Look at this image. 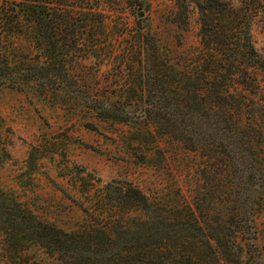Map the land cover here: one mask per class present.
Listing matches in <instances>:
<instances>
[{
    "label": "trees",
    "instance_id": "obj_1",
    "mask_svg": "<svg viewBox=\"0 0 264 264\" xmlns=\"http://www.w3.org/2000/svg\"><path fill=\"white\" fill-rule=\"evenodd\" d=\"M100 1L0 0V88L61 99L57 105L100 122L153 125L198 160L189 200L163 205L111 181L101 188L97 211L84 210L83 222L65 230L0 187V261L260 264L254 218L264 213V56L251 27L264 21V0H171L172 23L180 27L196 12L197 45L161 54L139 28L134 43L145 51L138 60L145 74L137 87L145 94L118 99L82 91L72 75L73 62L90 56L83 45L91 52L102 44ZM127 5L140 10L143 0ZM84 127L96 130L90 122ZM154 139L145 131V141ZM44 147H31L22 177L35 169ZM8 159L0 138V167Z\"/></svg>",
    "mask_w": 264,
    "mask_h": 264
},
{
    "label": "rangeland",
    "instance_id": "obj_2",
    "mask_svg": "<svg viewBox=\"0 0 264 264\" xmlns=\"http://www.w3.org/2000/svg\"><path fill=\"white\" fill-rule=\"evenodd\" d=\"M99 10L106 26L98 42L102 44L91 52L83 45L82 54L90 56L73 62L72 71L82 91L90 95L118 99L145 94L137 87L145 74L138 62L145 59V51L139 52L134 43L141 27L154 38L161 54L175 56L197 45L196 12L180 27L172 23L171 0H143L140 10H131L127 0H101ZM251 34L254 47L264 56L263 20L254 21ZM105 56L110 60L101 61ZM58 101L61 99L43 100L31 92L0 88V138L9 153L0 167V187L15 193L42 220L65 230L75 229L85 219L84 210L97 211L101 188L111 181L130 184L163 205L189 200V186L194 184L199 166L193 154L157 133L151 124L100 122L57 105ZM87 122L96 130L85 128ZM145 131L154 135L152 143L145 141ZM41 144L46 146L39 153L42 157L35 169L30 166L31 174L22 177L31 147ZM254 223L257 244L263 251L260 264H264V213L256 215ZM36 254L46 262L45 255L35 252L34 257Z\"/></svg>",
    "mask_w": 264,
    "mask_h": 264
},
{
    "label": "water",
    "instance_id": "obj_3",
    "mask_svg": "<svg viewBox=\"0 0 264 264\" xmlns=\"http://www.w3.org/2000/svg\"><path fill=\"white\" fill-rule=\"evenodd\" d=\"M138 17H142V13L141 12L138 13Z\"/></svg>",
    "mask_w": 264,
    "mask_h": 264
}]
</instances>
